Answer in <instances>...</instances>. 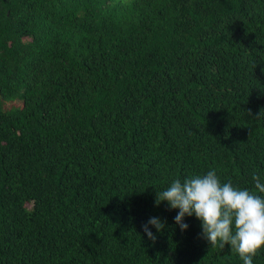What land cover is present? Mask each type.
<instances>
[{
	"label": "trees",
	"instance_id": "trees-1",
	"mask_svg": "<svg viewBox=\"0 0 264 264\" xmlns=\"http://www.w3.org/2000/svg\"><path fill=\"white\" fill-rule=\"evenodd\" d=\"M212 170L264 183V0H0V264H243L155 204Z\"/></svg>",
	"mask_w": 264,
	"mask_h": 264
},
{
	"label": "clouds",
	"instance_id": "clouds-1",
	"mask_svg": "<svg viewBox=\"0 0 264 264\" xmlns=\"http://www.w3.org/2000/svg\"><path fill=\"white\" fill-rule=\"evenodd\" d=\"M252 179L256 191L221 183L214 170L190 176L183 182L177 179L166 190L156 193L155 204L167 202L170 209L178 210L175 223L182 232L188 229L185 216H195L211 247L224 249L229 245L243 264H253V258L264 250V196L257 194L264 193V183L256 174ZM150 226L159 233L165 223L152 217L142 226L148 239L155 241Z\"/></svg>",
	"mask_w": 264,
	"mask_h": 264
}]
</instances>
